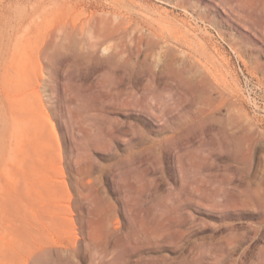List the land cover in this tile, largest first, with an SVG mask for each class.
I'll use <instances>...</instances> for the list:
<instances>
[{"label": "rangeland", "instance_id": "obj_1", "mask_svg": "<svg viewBox=\"0 0 264 264\" xmlns=\"http://www.w3.org/2000/svg\"><path fill=\"white\" fill-rule=\"evenodd\" d=\"M263 136L264 0H0V264H264Z\"/></svg>", "mask_w": 264, "mask_h": 264}, {"label": "bare ground", "instance_id": "obj_2", "mask_svg": "<svg viewBox=\"0 0 264 264\" xmlns=\"http://www.w3.org/2000/svg\"><path fill=\"white\" fill-rule=\"evenodd\" d=\"M131 1H132V0H131ZM136 1H137V0H136ZM139 5H140V4H139ZM175 5H176V4H175ZM179 5H180V4H179ZM146 8H147V7H146ZM148 8H149V7H148ZM148 8H147V9H148ZM152 9H153V8H152ZM148 10H149V9H148ZM163 11H164V10H163ZM145 12H146V11H145ZM156 12H157V11H156ZM158 12H159V11H158ZM153 13H154V12H153ZM165 13H166V12H165ZM167 15H168V14H167ZM167 15H166V17H167ZM159 17H160V16H159ZM157 18H158V17H157ZM172 18H173V17H172ZM175 18H176V20H177V17H175ZM159 19H162V18H159ZM159 19H158V20H159ZM164 20H166V19H164ZM162 21H163V20H162ZM178 21H179V20H178ZM32 22H34V20H32ZM168 22H169V21H168ZM182 22H183V21H181V24H182ZM158 23H159V22H158ZM165 23H166V22H165ZM176 23H177V22H176ZM29 24H30V23H28V25H29ZM171 24H172V23H171ZM185 24H186V23H184L183 25H185ZM162 25H163V24H162ZM166 25H167V24H166ZM178 25H179V24H178ZM171 26H172V25H171ZM174 28H176V30L178 29L177 27H174ZM194 28H195V27H194ZM196 28H197V27H196ZM171 29H172V28H171ZM176 30H175V31H176ZM178 30H179V29H178ZM184 30H185V29H184ZM187 30H188V29H187ZM22 31H23V29H22ZM25 31H26V30H25ZM25 31H24V32H25ZM182 31H183V30L181 29V32H182ZM168 32H169V31H168ZM183 33H184V31H183ZM183 33H182V34H183ZM20 34H21V33H20ZM173 34H174V33H173ZM185 34H186V33H185ZM185 34H184V35H185ZM175 35H176V34H175ZM185 36H186V35H185ZM197 36H198V35H197ZM22 37H23V36H22ZM22 37H21V38H22ZM25 37H26V36H25ZM180 37H181V36H180ZM21 38H20V39H21ZM176 38H177V35H176ZM183 38H184V37H183ZM190 38H191L190 40H192V37H190ZM198 38H199V37H198ZM187 39H188V38H187ZM193 39H194V38H193ZM177 40H178V39H177ZM179 40H180V39H179ZM188 40H189V39H188ZM194 40H195V39H194ZM182 41H183V40H182ZM202 41H203V40H202ZM178 42H179V41H178ZM192 42H193V41H192ZM184 43H185V42H184ZM186 44H187V43H186ZM192 44H193V43H192ZM194 44H195V42H194ZM203 44H204V43H203ZM190 45H191V44H190ZM190 45H189V46H190ZM192 47H193V46H192ZM193 48H194V47H193ZM203 48H204V47H203ZM194 49H195V48H194ZM199 50H200V49H199ZM196 52H197V51H196ZM203 52H205V51H203ZM238 52H239V51H238ZM201 53H202V52H201ZM205 53H206V52H205ZM202 55H203V54H202ZM202 55H201V56H202ZM204 55H205V54H204ZM216 56H217V55H216ZM220 57H221V56H220ZM223 57H224V56H223ZM223 57H222V58H223ZM206 58H207V57H206ZM212 59H214V58H212ZM212 59H211V60H212ZM207 61H208V60H207ZM219 61H220V60H219ZM225 61H226V60H225ZM214 62H215V61H214ZM221 62H222V61H221ZM206 64H207V63H206ZM211 64H212V62H211ZM221 65H222V64H221ZM257 65H258V64H257ZM210 66H211V65H210ZM212 66H213V65H212ZM216 66H217V65H216ZM203 67H204V66H203ZM220 67H221V66H220ZM206 68H207V67H206ZM215 68H216V67H215ZM203 69H204V68H203ZM209 70H210V69H209ZM215 70H216V69H215ZM206 71H207V69H206ZM225 71H226V70H225ZM217 72L219 73L220 71L217 70ZM220 73H222V72H220ZM223 73H224V72H223ZM230 73H231V72H230ZM208 74H209V73H208ZM208 74H207V76H208ZM212 74H214V73H212ZM212 74H211V75H212ZM216 75H217V74H216ZM224 76L227 77L226 75H224ZM214 77H215V76H214ZM217 78L219 79V78H221V77H217ZM232 78H233V77H232ZM215 79H216V78H215ZM215 79H214V80H215ZM259 79H261V78H259ZM261 80H262V79H261ZM223 81H224V80H223ZM217 82H218V80H217ZM220 82H221V81H220ZM224 82H225V81H224ZM236 82H237V81H236ZM194 83H195V81H194ZM229 83H230V81H229ZM226 84H227V83H226ZM228 87H229V86H228ZM231 87H232V86H231ZM261 88H262V87H261ZM229 90H230V88H229ZM231 90H232V89H231ZM234 91H235V90H234ZM223 99H224V98H223ZM223 99H222V100H223ZM234 101H235V100H234ZM253 103H254V102H253ZM254 104H255V103H254ZM256 105H257V104H256ZM234 107H235V106H234ZM237 107H238V106H237ZM240 110H241V109H240ZM236 112H237V111H236ZM238 112H239V111H238ZM245 113H246V112H245ZM246 116H247V115H246ZM248 118H249V117H248ZM247 122H248V121H247ZM251 124H252V123H251ZM252 130H253V129H252ZM263 137H264V136H263ZM227 138H228V136H227ZM227 138H226V139H227ZM232 139H233V137H232ZM228 140H229V138H228ZM230 140H231V139H230ZM236 140H237V139H236ZM234 143H235V140H234ZM227 147H228V146H227ZM5 242H6V239H4V236H3V235H0V245L4 244ZM13 255H14V256L18 255V252L16 251V249L13 250ZM14 259H16V258L14 257Z\"/></svg>", "mask_w": 264, "mask_h": 264}]
</instances>
